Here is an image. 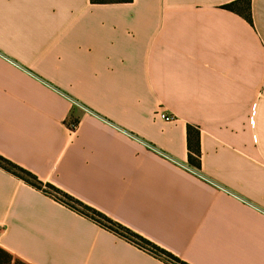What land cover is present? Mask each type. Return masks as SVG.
Wrapping results in <instances>:
<instances>
[{"label": "crops", "instance_id": "crops-1", "mask_svg": "<svg viewBox=\"0 0 264 264\" xmlns=\"http://www.w3.org/2000/svg\"><path fill=\"white\" fill-rule=\"evenodd\" d=\"M234 1L0 0V153L191 264H264V0ZM0 248L168 264L1 167Z\"/></svg>", "mask_w": 264, "mask_h": 264}, {"label": "trees", "instance_id": "trees-1", "mask_svg": "<svg viewBox=\"0 0 264 264\" xmlns=\"http://www.w3.org/2000/svg\"><path fill=\"white\" fill-rule=\"evenodd\" d=\"M127 1H131V0H92V2L94 3L127 2ZM223 7L228 10L241 12L248 21H250L251 23L253 22L252 11H251V0H236L234 2L225 4ZM78 122H79L78 119H75L72 121V124L76 126L78 125ZM191 161L195 166L197 167L200 166L198 160L191 157ZM0 167L20 177L31 186L39 190H42L43 192L50 195L60 203L94 220L99 225L107 228L108 230L134 243L139 248L151 253L152 255L156 256L159 259H162L166 263L191 264L181 259L179 256L175 255L173 252L165 249L164 247L158 245L157 243L143 236L142 234L134 231L133 229L127 227L126 225L120 223L119 221L111 218L110 216L100 211L99 209L87 204L86 202L66 192L60 187L50 182H44L34 172H32L27 168H24L23 166L19 165L18 163L14 162L13 160H11L10 158L6 157L1 153H0ZM13 168H17L23 171L25 174H27L30 177V179H27L24 176L20 175L19 173L14 171ZM50 190L55 191L63 198L55 195ZM12 262H13V256L9 252L0 248V264H11ZM17 264H24V263L17 261Z\"/></svg>", "mask_w": 264, "mask_h": 264}, {"label": "rangeland", "instance_id": "rangeland-1", "mask_svg": "<svg viewBox=\"0 0 264 264\" xmlns=\"http://www.w3.org/2000/svg\"><path fill=\"white\" fill-rule=\"evenodd\" d=\"M8 166V165H7ZM13 170L14 171H16L17 173H19L20 175H22V176H24L25 178H27V179H30V177L27 175V174H25L23 171H21V170H19V169H17V168H13ZM52 193H54L55 195H57V196H59V197H62L61 195H59L58 193H56L55 191H53V190H50ZM63 198V197H62ZM5 258V257H4ZM18 262H20L19 260H17Z\"/></svg>", "mask_w": 264, "mask_h": 264}, {"label": "built area", "instance_id": "built-area-1", "mask_svg": "<svg viewBox=\"0 0 264 264\" xmlns=\"http://www.w3.org/2000/svg\"><path fill=\"white\" fill-rule=\"evenodd\" d=\"M160 114H161V117H163L166 120H170L171 121V120H174V118H175L173 115H167L165 113H160Z\"/></svg>", "mask_w": 264, "mask_h": 264}]
</instances>
